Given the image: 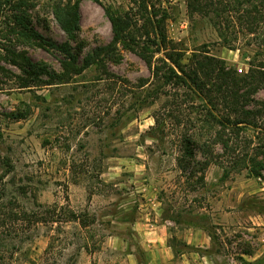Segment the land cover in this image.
Masks as SVG:
<instances>
[{
    "label": "rangeland",
    "instance_id": "374dc122",
    "mask_svg": "<svg viewBox=\"0 0 264 264\" xmlns=\"http://www.w3.org/2000/svg\"><path fill=\"white\" fill-rule=\"evenodd\" d=\"M60 1L68 0H23L20 10L81 62L112 40L103 5L144 23L141 0H80V29L70 40L54 14ZM146 1L183 63L221 59L244 74L264 62V28L247 35L237 17L250 0H213L221 16L192 14L188 0ZM14 29L12 18H0V264H149L136 230L142 220L168 225L169 264L196 252L214 264H264V182L222 156L212 105L194 87L161 82L124 44L105 67L53 82L63 73L60 54ZM165 52H155V62ZM251 97L264 107V90ZM196 229L211 248L187 244Z\"/></svg>",
    "mask_w": 264,
    "mask_h": 264
},
{
    "label": "trees",
    "instance_id": "16d2710c",
    "mask_svg": "<svg viewBox=\"0 0 264 264\" xmlns=\"http://www.w3.org/2000/svg\"><path fill=\"white\" fill-rule=\"evenodd\" d=\"M100 2V0H93ZM251 5L237 12V17L245 23L246 34H262L264 28V0H250ZM192 12H214L221 16L213 0H188ZM23 0L13 2L0 0V18L7 15L15 24V32L21 39H27L32 44L44 49L54 48L60 54L62 75L52 74L53 82L62 76L70 78L82 74L94 64L105 67L106 58L117 53L124 44L139 54L144 62L153 69L154 75L163 83H180L194 87L205 98L206 106L212 105L210 115L217 122L215 132L216 142L221 145L223 157L234 166H241L249 171L251 176L264 182V107H253L251 97L259 90H264V62L250 63L247 73L239 74L233 68H227L221 59L208 57L193 58L190 63H183L184 53L179 52L176 44L169 39L165 21L154 18L149 12L146 0H141L140 10L144 23L138 27V20L129 12H121L110 5H103L105 13L112 26V40L107 45L97 47L84 60L72 51L69 43L57 44L50 41L33 28L26 16L22 15L20 7ZM214 6V8H212ZM212 8V9H209ZM226 7H224L225 11ZM11 12V15H8ZM54 14L60 27L70 40L77 39L81 22L80 0H68L55 4ZM27 18V17H26ZM136 18V20H135ZM224 27H220V35L225 46L231 43ZM154 49H153V48ZM165 50V58L155 62V52ZM171 50V51H170ZM20 56V55H19ZM157 63V64H156ZM31 65L32 62L29 61ZM213 75L215 82H208ZM193 85H191V84ZM52 84V83H50ZM146 81H142V87ZM215 88L212 89V86ZM224 107L218 109V105ZM216 110V113H215ZM156 119V118H155ZM158 123V119H156ZM229 129L227 134L225 130ZM245 131H253L250 135ZM204 145L206 143H203ZM205 161L204 165H209Z\"/></svg>",
    "mask_w": 264,
    "mask_h": 264
},
{
    "label": "crops",
    "instance_id": "0c3cea01",
    "mask_svg": "<svg viewBox=\"0 0 264 264\" xmlns=\"http://www.w3.org/2000/svg\"><path fill=\"white\" fill-rule=\"evenodd\" d=\"M144 217H142L143 219ZM168 224H171L170 220H166ZM152 227H151V226ZM156 224L147 223L145 221H138L136 223L137 234L142 239L143 249L147 252V258L149 264H169L171 263L174 254L171 250L172 247L168 244V238L171 236V232H168V225L160 223L158 229L153 228ZM197 232L194 237L186 235L185 239L187 244L195 245L196 247L211 248L212 240L209 235H204L203 231L196 229ZM190 237V238H189ZM196 257H189L187 254L181 255V260L185 264H210L213 263L209 256L196 252ZM245 255V254H243ZM214 264V263H213Z\"/></svg>",
    "mask_w": 264,
    "mask_h": 264
},
{
    "label": "built area",
    "instance_id": "2783aa9c",
    "mask_svg": "<svg viewBox=\"0 0 264 264\" xmlns=\"http://www.w3.org/2000/svg\"><path fill=\"white\" fill-rule=\"evenodd\" d=\"M242 70H240V72H241Z\"/></svg>",
    "mask_w": 264,
    "mask_h": 264
}]
</instances>
